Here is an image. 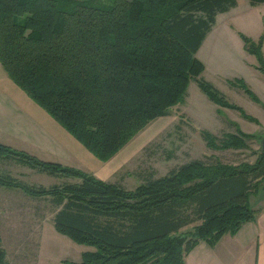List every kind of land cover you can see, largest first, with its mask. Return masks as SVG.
Here are the masks:
<instances>
[{
    "label": "trees",
    "instance_id": "16d2710c",
    "mask_svg": "<svg viewBox=\"0 0 264 264\" xmlns=\"http://www.w3.org/2000/svg\"><path fill=\"white\" fill-rule=\"evenodd\" d=\"M236 2L0 0V63L31 99L107 160L182 101L191 78L214 102L257 121L201 77L204 64L195 55L216 14ZM240 36L264 75V29L256 39ZM230 81L264 107L242 78ZM202 135L210 148L242 149L254 133L235 126L221 137ZM261 138L253 161L192 158L133 188L0 142V158L76 178L44 186L0 173V186L48 197L56 206L54 229L94 247L66 264H183L199 241L213 245L256 216L248 196L264 192ZM0 264H8L1 237Z\"/></svg>",
    "mask_w": 264,
    "mask_h": 264
},
{
    "label": "crops",
    "instance_id": "0c3cea01",
    "mask_svg": "<svg viewBox=\"0 0 264 264\" xmlns=\"http://www.w3.org/2000/svg\"><path fill=\"white\" fill-rule=\"evenodd\" d=\"M219 16H222V20ZM263 29L264 2L251 4L248 0H237L234 6L216 14L214 23L197 49L199 50L211 36L213 46L231 42L238 52H244L251 56V59L247 57L249 62L245 65L249 68L250 75L256 79L255 81L261 87L262 92L250 89L261 102L264 101V75L255 66V56L244 49L240 33L256 39ZM262 48L264 53V38ZM238 75L252 87L246 75L240 73ZM252 101L260 107L249 103L250 106L264 113L262 104L253 99ZM236 104L243 108L239 102ZM258 108H262V110ZM243 110L245 111L244 108ZM245 112L252 115L257 121L241 115L243 118L255 122L264 130V117ZM0 142L32 153L42 159L78 167L101 179H106L103 176L106 167L102 162H111L115 155L103 161L93 155L45 109L29 97L8 76L1 63ZM116 163L114 160L110 165L116 167ZM37 172L42 171L18 163L13 159L0 158V173L3 175L8 174L23 182L32 183L34 181L32 178L38 174ZM41 198L26 195L17 187L0 186V237L8 264L41 263L40 250L47 235L43 233V228L49 224L50 219L52 220L50 217L49 222L45 223L44 205L40 201ZM254 208L258 209L256 216L243 222L234 233H224L213 245L199 241L185 255L183 264H264V197H260L258 206ZM32 227L39 228L31 229ZM52 236L57 235L52 234ZM35 241L36 244L32 247L31 252L26 250L23 252L25 242L30 244ZM69 244L74 246L73 243ZM81 245L72 247L74 250L71 252H74V258L67 259L59 256L62 264H66L65 260H79L81 252L90 249L87 247L88 244Z\"/></svg>",
    "mask_w": 264,
    "mask_h": 264
},
{
    "label": "rangeland",
    "instance_id": "374dc122",
    "mask_svg": "<svg viewBox=\"0 0 264 264\" xmlns=\"http://www.w3.org/2000/svg\"><path fill=\"white\" fill-rule=\"evenodd\" d=\"M92 2L102 5L112 4V0H92ZM219 18L222 20V16ZM233 45L229 42L213 46L211 36H209L195 53L204 64L201 77L220 90L229 102H239L245 111L264 117V113L258 110L259 113L257 108L251 107L249 103L256 107L260 106L254 103L242 89L231 84L230 80L241 78L238 75L240 73L246 75L252 84L250 87L243 80L249 88L262 92L256 79L250 75L249 68L245 65L249 62L248 58L252 57L244 52L243 54L238 52ZM258 109L262 110V108ZM235 126L245 132L254 133L253 137L246 140L248 144L246 148L213 149L207 146L202 135L203 130L221 137L224 132L235 131ZM261 127L243 118L237 109L221 106L211 100L199 87L196 79L191 78L182 101L169 107L167 114L150 120L115 153L111 162H102L106 167H104L103 176L105 180L119 183L126 188H133L139 182L163 175L171 168L192 158H201L206 161L218 158L225 162L253 161L255 156L252 150L259 148L260 138L264 136V130ZM114 160L117 162L116 167L110 165ZM37 173L32 178L34 179L32 183L44 186L62 183L64 180H76L73 177L52 175L47 172ZM260 197H264L262 188L252 191L248 196L249 205L258 206ZM40 201L44 205L45 223L50 221L43 228V233L47 235L40 250V264H62L59 256L67 259L74 258V252H71L74 250L72 247L82 245L54 229L50 217L56 206L48 197H42ZM33 228L38 229L39 227L31 229ZM52 234L57 236L54 237ZM69 243H73L74 246ZM35 244L36 241L30 244L25 242L24 251H22L31 252ZM87 247L94 249L91 245Z\"/></svg>",
    "mask_w": 264,
    "mask_h": 264
},
{
    "label": "water",
    "instance_id": "95a60500",
    "mask_svg": "<svg viewBox=\"0 0 264 264\" xmlns=\"http://www.w3.org/2000/svg\"><path fill=\"white\" fill-rule=\"evenodd\" d=\"M262 138H264V136ZM262 138H261V140H262Z\"/></svg>",
    "mask_w": 264,
    "mask_h": 264
}]
</instances>
